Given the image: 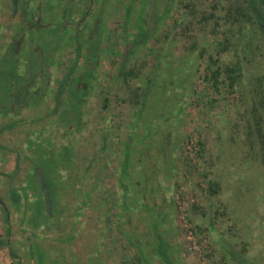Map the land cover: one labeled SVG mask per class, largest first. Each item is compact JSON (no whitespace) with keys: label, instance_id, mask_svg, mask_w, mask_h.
Wrapping results in <instances>:
<instances>
[{"label":"rangeland","instance_id":"374dc122","mask_svg":"<svg viewBox=\"0 0 264 264\" xmlns=\"http://www.w3.org/2000/svg\"><path fill=\"white\" fill-rule=\"evenodd\" d=\"M6 2L13 27L18 16ZM103 5L97 79L88 84L80 117L81 92L72 80L66 110L28 111L5 131L15 156L5 150L0 162L6 206L0 203V238L10 243L0 244V264H264V119H258L264 35L258 23L228 21L243 0ZM141 24L154 30L136 42ZM45 31H36L33 41ZM51 44L61 50V42ZM72 52L66 47L51 56L60 58L54 75L67 70ZM236 61L241 74L230 86L224 68ZM36 165L51 190V216L36 171L32 177ZM29 176L34 191L26 195Z\"/></svg>","mask_w":264,"mask_h":264},{"label":"flooded vegetation","instance_id":"af4514ba","mask_svg":"<svg viewBox=\"0 0 264 264\" xmlns=\"http://www.w3.org/2000/svg\"><path fill=\"white\" fill-rule=\"evenodd\" d=\"M106 1L108 0H18L16 12L12 14L11 0H9L11 15L17 14L18 20L13 27H8L7 2L0 0V162L5 150H12L15 156L14 149L5 145V131L16 126L19 122L18 117L28 111L31 114L51 115L58 108H65L70 99L66 95L69 93L68 82L72 80H74V89L81 92L77 101L78 118L80 117L85 98L89 93L88 84L97 79V68L103 49L100 30L104 26L103 18L106 10L103 4ZM249 1L243 0V11ZM253 2L258 12L259 1L253 0ZM44 29H47V32H43L34 42L35 32ZM50 29H55V32ZM28 31L34 32L32 39L28 38ZM53 40L57 43L61 42V50L60 48L57 50V46L51 44ZM78 41L79 50H77ZM92 43L96 48L89 45ZM66 47H72V62L58 77L53 72L60 58L57 62H52L51 56L57 51H65ZM79 63V69L74 72ZM71 68H73L72 72ZM55 82L57 84L54 87ZM69 116L74 115L69 113ZM33 148L32 145L26 144V150H30L28 153L30 158H36ZM17 165L16 162L14 170L5 174H13ZM38 168L42 167L36 165L32 177L35 176ZM42 171L44 174L43 168ZM0 174L4 172L0 171ZM32 177L29 176L30 179L22 185L25 187L26 195L33 194ZM14 189L20 191V185ZM27 189L31 191L27 192ZM0 203L6 210L1 199ZM6 240L8 241V236ZM9 244L8 241L6 245Z\"/></svg>","mask_w":264,"mask_h":264},{"label":"trees","instance_id":"16d2710c","mask_svg":"<svg viewBox=\"0 0 264 264\" xmlns=\"http://www.w3.org/2000/svg\"><path fill=\"white\" fill-rule=\"evenodd\" d=\"M151 2V1H150ZM258 12L255 9V2H253V0L249 1V4L247 6V8L245 9V11H243V6L242 5H237L234 7L233 11H230V15L228 16V21L230 22H241V23H245V22H253L252 20L256 21L264 35V0H259L258 2ZM131 8L132 5L128 4L127 8H126V13H125V18L126 20L129 19L130 17V12H131ZM251 11V12H250ZM152 19L149 16V20ZM241 25V24H240ZM239 25V26H240ZM139 28H141L140 30H138V32L135 34L133 40H135L136 42H139L141 40H146L148 37V34L151 33L153 29H150V25L148 27H146V24L143 25H137ZM143 28V30H142ZM240 28V27H239ZM138 37V39H137ZM129 41V44L134 41ZM80 48V42H77V50H79ZM226 48V44L223 45V47L221 48L222 50ZM215 61V59H213ZM124 63V62H122ZM241 69V65L239 64V61L236 62H232L230 64H227L224 68V74L225 77L228 79V84L230 86H233V84L238 80L239 75L241 74L239 71ZM217 75V71L213 72V77L216 78ZM260 93V101L258 102L260 105V113L258 114L259 116V120L264 119V87H261L259 90ZM254 110H258L257 106H255ZM257 119V125H259V120ZM258 132L259 135H262L261 132V127L258 126ZM125 144H127V142L125 141ZM209 189L211 192H214L215 189L214 187L210 184L209 185ZM6 232L8 233V228H6ZM8 241L6 239H2L0 238V244H7ZM161 248V247H160ZM11 255H14L13 251H10ZM168 258V257H165Z\"/></svg>","mask_w":264,"mask_h":264},{"label":"water","instance_id":"95a60500","mask_svg":"<svg viewBox=\"0 0 264 264\" xmlns=\"http://www.w3.org/2000/svg\"><path fill=\"white\" fill-rule=\"evenodd\" d=\"M18 0H11V6H12V14L16 12L17 9ZM127 53V46H125L123 53H122V60H124ZM36 180L38 183V186L41 190L42 196H43V202H44V208L45 212L48 216H51L53 213V202H52V195L50 188L45 180L42 168H38L36 171Z\"/></svg>","mask_w":264,"mask_h":264}]
</instances>
